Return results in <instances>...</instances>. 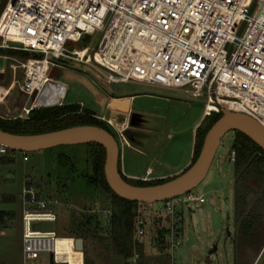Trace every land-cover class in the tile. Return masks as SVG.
Returning a JSON list of instances; mask_svg holds the SVG:
<instances>
[{
  "label": "built area",
  "instance_id": "2783aa9c",
  "mask_svg": "<svg viewBox=\"0 0 264 264\" xmlns=\"http://www.w3.org/2000/svg\"><path fill=\"white\" fill-rule=\"evenodd\" d=\"M253 1L6 0L0 13V47H15L42 56H22L19 63H10L14 75L7 85L0 83V104L18 84L27 100L32 97L20 110L13 109L21 112L19 117L36 108L66 104L68 84L56 74L58 65L65 62L63 58H72L107 68L108 87L113 80L118 84L136 81L183 89L184 96L204 99L202 120L220 113L222 106L245 112L264 125V0H256L248 14ZM84 35H99L96 47L80 46ZM17 68L22 71L21 83L15 77ZM0 71L4 72L1 68ZM95 77L99 79L98 75ZM220 100L239 107L231 108ZM209 104L215 107L210 108ZM96 117L116 129L111 115ZM9 149L0 143V157ZM230 158L235 160L234 150ZM24 191V260L36 259L41 251H49L56 264L59 260L54 254V227L52 231H40L32 225L39 221L54 225L57 216L51 204L57 199L32 185ZM204 200L203 195L189 191L185 197L163 201L170 210L180 201ZM144 234L146 223L138 214L135 239L140 241ZM169 235L171 247H176L179 241L172 228Z\"/></svg>",
  "mask_w": 264,
  "mask_h": 264
},
{
  "label": "rangeland",
  "instance_id": "374dc122",
  "mask_svg": "<svg viewBox=\"0 0 264 264\" xmlns=\"http://www.w3.org/2000/svg\"><path fill=\"white\" fill-rule=\"evenodd\" d=\"M98 36L84 35L79 45H95ZM7 52L10 50L0 48V68L4 70L0 71L3 72L0 83L5 85L14 75L10 63H19L22 57L21 53L4 54ZM27 55L42 56L36 52H27ZM63 60L71 67L58 65L56 77L68 84L66 104H75L78 114L89 116L93 113L108 118L113 116L112 108L118 110L114 114L118 118L113 120L116 129L106 123L122 148L121 167H124L125 174L140 176H126L130 183L171 178L182 167L186 168L190 164L194 155L196 124L201 120L204 102L150 94L136 95L131 110L133 121L129 122L130 126H134L129 127L134 138H129L123 128L129 119L130 97L111 98L112 95L105 89L108 85L104 68L93 62L72 58ZM85 71L98 75L97 79H101L103 86ZM15 74L21 83V69L17 68ZM139 89L183 95V89L156 87L136 81L119 84L120 91ZM31 99L27 100L18 84L5 102L0 104L3 120L28 118L29 114L19 117L21 112H14L13 109L18 107L20 110ZM234 138V130L222 136L205 178L191 190L195 195H203L204 202L180 201L170 210L164 201L137 203L136 217L139 214L146 223V234L140 238L143 255L147 258L146 264H264V203L256 205L255 218L247 222L249 225L243 230L240 229L241 220L247 216L260 193L250 196V205L241 217L237 218L235 213V165L230 158ZM88 143L60 144L28 152L9 149L6 156L10 160L0 163V260L11 264H51L49 251H41L39 257L32 260L25 261L23 257L22 210L25 204L24 190L30 185L57 199L51 204L58 215L53 225L56 233L66 226L69 214L88 211L98 215V233L101 236L108 234L112 211L104 202L109 199V193L100 184H88L80 176L83 171L93 173L91 165L94 162ZM151 167L153 170L148 173ZM3 195L10 199L4 201ZM185 196L186 193L182 194V197ZM211 198L214 199L213 203ZM171 228L179 241L176 247L170 244ZM158 229L161 234H158ZM229 232L232 236H228ZM89 240L88 256L93 258L95 264H100L101 259L95 256L92 248L94 244ZM197 250L203 254L202 260L193 254ZM158 257H161L159 261ZM208 257L210 263L204 261ZM137 258L135 255L129 261L136 262Z\"/></svg>",
  "mask_w": 264,
  "mask_h": 264
},
{
  "label": "trees",
  "instance_id": "16d2710c",
  "mask_svg": "<svg viewBox=\"0 0 264 264\" xmlns=\"http://www.w3.org/2000/svg\"><path fill=\"white\" fill-rule=\"evenodd\" d=\"M5 2L6 0L0 2V13ZM0 48L10 50V52L4 54L21 53L22 56H28L24 50ZM76 108L75 104H64L61 106L33 109L29 113L30 116L26 119L3 120L0 117V128L17 134H35L75 125L93 124L104 127L111 132L108 127L109 125L101 119L98 120V117L94 116L93 113H90L92 116L78 114L76 112L78 108ZM217 114L218 112H215L205 117L196 127V141L191 163L199 154L207 130L221 116ZM202 125L205 126L203 127ZM234 131L235 138L232 147L235 151V213L237 218L241 217L250 205V196L260 193L256 203L250 207L247 216L241 220L240 229L243 230L244 227L249 225L247 222L253 221L255 218L256 205L259 202L264 203V150L243 132ZM88 144L90 153L93 156L94 165H91L93 173L81 171L80 176L88 184H100L109 193L107 197L111 199L110 204L107 206L104 202V205L112 211L108 234L101 236L98 233L99 219L96 213L74 211L69 214L66 226L60 229L59 233H56V236L83 237L85 240L83 251L84 264H95L93 258L88 256V239H91V241L89 240L90 243L94 244L92 248L95 256L101 259L100 264H146L147 258L143 255V242L135 239L138 202L122 198L110 189L104 174L105 149L102 145L95 142ZM9 160L10 158L6 155L0 157V163L8 162ZM122 176L127 180L125 175L122 174ZM167 179L156 182L139 180L133 184H155ZM2 199L7 201L10 197L3 195ZM1 213L3 214L4 212ZM56 216V219H58V215ZM157 232L161 234L160 229ZM135 253L138 254L136 262L129 261V258L133 257ZM160 259L161 257H158V261Z\"/></svg>",
  "mask_w": 264,
  "mask_h": 264
},
{
  "label": "water",
  "instance_id": "95a60500",
  "mask_svg": "<svg viewBox=\"0 0 264 264\" xmlns=\"http://www.w3.org/2000/svg\"><path fill=\"white\" fill-rule=\"evenodd\" d=\"M255 4L256 0H254L247 9L248 14L252 12ZM244 24L245 22L242 23L238 33L242 30ZM61 64L71 67L65 62H61ZM102 68L107 69L103 66ZM85 72L98 84L102 85L101 81L98 80L94 74L89 71ZM113 74L117 75L116 72H113ZM105 89L108 94L115 95L116 97H132L140 94H151L204 103L206 101L204 99L151 89L120 91L119 84L116 80H113L109 87ZM219 108L222 114L207 130L196 159L180 174L155 184L138 185L125 180L119 170L122 148L117 138L109 130L99 125L82 124L35 134H17L0 128V143L8 146L10 149L23 152L41 150L60 144L98 143L105 149L104 174L110 189L122 198L137 202L151 203L185 194L195 188L205 178L221 138L229 130L243 132L264 150V125L261 122L245 112L230 110L222 106H219ZM128 137L132 138L130 134H128ZM110 202L111 199L109 198L105 203L109 205ZM211 202H214L213 198H211ZM32 227L34 230L40 231H52L53 229L51 221L34 222ZM74 244L76 249L84 251L85 240L83 237H74ZM193 254L197 256L199 260H202L203 254L199 250L193 251ZM204 261L210 263L211 259L208 257L205 258ZM51 264H54L52 254ZM56 264L64 263L57 262Z\"/></svg>",
  "mask_w": 264,
  "mask_h": 264
},
{
  "label": "bare ground",
  "instance_id": "6f19581e",
  "mask_svg": "<svg viewBox=\"0 0 264 264\" xmlns=\"http://www.w3.org/2000/svg\"><path fill=\"white\" fill-rule=\"evenodd\" d=\"M115 42V41H114ZM119 42V40H118ZM99 58V56H97ZM43 100V99H41ZM40 101V100H39ZM219 102L229 104L231 108H238L239 105H235L234 103L227 102L224 100H220ZM210 108H214L215 106L209 104ZM113 116L112 120H115L114 114L118 112L117 109L112 108ZM116 121V120H115ZM54 254L55 258L59 260V262H66V264H84V254L83 251L75 248L74 238L72 237H55L54 240Z\"/></svg>",
  "mask_w": 264,
  "mask_h": 264
},
{
  "label": "flooded vegetation",
  "instance_id": "af4514ba",
  "mask_svg": "<svg viewBox=\"0 0 264 264\" xmlns=\"http://www.w3.org/2000/svg\"><path fill=\"white\" fill-rule=\"evenodd\" d=\"M107 91V90H106ZM108 93V92H107ZM151 95V94H150ZM158 96V95H157ZM162 97H167V96H162ZM111 98H127V97H116V96H114V95H112L111 96ZM129 98V97H128ZM130 98H133L134 99V96H132V97H130ZM174 98V97H173ZM131 110H132V108H130L129 109V119H128V122H127V125L125 126V128H124V132L126 133V134H130L131 136H132V138H134V133H133V131L132 130H130L129 129V127H134L133 125H129V122H130V120H132L133 121V118L131 117ZM94 116H96V114H94ZM115 131V130H114ZM115 133H116V131H115ZM116 135H117V133H116ZM115 136V135H114ZM122 151V150H121ZM120 171H121V173L123 174V175H125V176H128V175H126L125 174V171H123V168L121 167V160H120ZM151 172V171H150ZM150 172H148V173H150ZM228 236H232V234H231V232H229L228 233Z\"/></svg>",
  "mask_w": 264,
  "mask_h": 264
},
{
  "label": "crops",
  "instance_id": "0c3cea01",
  "mask_svg": "<svg viewBox=\"0 0 264 264\" xmlns=\"http://www.w3.org/2000/svg\"><path fill=\"white\" fill-rule=\"evenodd\" d=\"M13 91V90H12ZM112 99H114V98H112ZM117 99V98H116ZM131 100H130V108H132V105H133V98H130ZM202 121V117H201V120L196 124V126H198V124H200V122ZM121 156H123V154H122V151H121ZM189 162H190V160L188 161V163L187 164H189ZM191 163V162H190ZM123 165V164H122ZM187 166V165H186ZM122 168H123V171H124V167L122 166ZM182 168H185V167H182ZM182 168H181V170H182ZM151 170H153V168L151 167L150 168V170L148 171V172H150ZM181 170H179V171H177L175 174H173V175H176V174H178L179 172H181ZM128 176H132V177H135V178H137V177H140V176H137V175H135V174H128ZM170 176V175H169ZM0 262H2L3 264H11V263H6L5 261H3V260H0Z\"/></svg>",
  "mask_w": 264,
  "mask_h": 264
},
{
  "label": "clouds",
  "instance_id": "9594fccd",
  "mask_svg": "<svg viewBox=\"0 0 264 264\" xmlns=\"http://www.w3.org/2000/svg\"><path fill=\"white\" fill-rule=\"evenodd\" d=\"M74 238V237H73Z\"/></svg>",
  "mask_w": 264,
  "mask_h": 264
}]
</instances>
